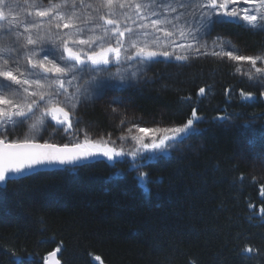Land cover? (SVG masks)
<instances>
[{
  "label": "trees",
  "instance_id": "16d2710c",
  "mask_svg": "<svg viewBox=\"0 0 264 264\" xmlns=\"http://www.w3.org/2000/svg\"><path fill=\"white\" fill-rule=\"evenodd\" d=\"M210 34L236 51H264V34L237 20ZM145 62V78L110 91L112 102L125 100L123 115L135 121L167 127L184 126L195 109L199 131L179 148L142 161L150 180L124 159L42 171L9 184L0 195V264H13V253L24 264H45L57 247L61 264H264V151L257 148L264 138V86L239 76L227 58ZM242 91L253 99H242ZM103 97L77 112L93 140L118 132L123 120ZM50 131L49 143L63 145L56 127ZM25 135L33 134L21 129L9 139ZM245 245L253 253L242 254Z\"/></svg>",
  "mask_w": 264,
  "mask_h": 264
},
{
  "label": "snow or ice",
  "instance_id": "6c2138e0",
  "mask_svg": "<svg viewBox=\"0 0 264 264\" xmlns=\"http://www.w3.org/2000/svg\"><path fill=\"white\" fill-rule=\"evenodd\" d=\"M236 3L237 0H95L94 3H86V0H60L49 7L38 8L33 0L28 5L33 10L29 13L33 19L23 22L24 33H27L24 35L12 27L21 22L19 0H0V22H5L3 30L0 31V39L15 37L18 41L23 36L25 42L20 45L21 48L36 46L26 51L23 56L24 62L31 65V70H28L22 69L19 57L12 59L11 53L19 49L0 44V78L10 82L0 83V195L7 191L9 184L28 179L29 173L38 175L39 169L51 165L87 167L83 162L96 156H103L108 160L131 156L133 160H138L143 152H168L172 147L169 141H177L178 138L180 139L176 147L179 148L185 142L184 138H190L191 134L199 131L198 127L194 128V123L202 118L197 116L195 109L192 112L193 118H189L182 127H137L136 132L139 135L132 134L133 129L129 128L128 133L131 134L136 147L127 151L122 146L109 147L106 140L92 141L86 132L84 140L72 146L39 143L34 135L11 140L9 136H14L19 128L33 120L35 122L30 124V128L33 132H38L45 126L47 116H51L57 125L65 126L61 130L71 129L73 124L70 116L78 101L74 94L68 93L66 83L71 85L80 76L87 74L90 78L85 83L96 90L125 85V78L119 69L111 73L110 69L103 66H124L137 58L150 62L163 57L187 62L190 59L189 53L208 55L206 51H201L204 47L201 45L202 37L210 34L216 25L230 21L239 20L242 26L247 25L248 30L264 34V0H244L245 4L251 3V8L232 6ZM88 9H92L96 15L93 16ZM123 9L130 11H117ZM173 13L178 14L173 16ZM37 17L49 18V32L53 28L68 30L56 34L55 39L51 41L56 45L55 48L39 47L47 38L38 32L45 27V22L37 20ZM101 21L103 23H100ZM82 25L91 26L85 29ZM33 30H37L35 36ZM176 37L181 40L190 38L189 43L178 45L180 52L175 50ZM64 53H67V57ZM211 55L221 60L227 57L232 61H247L257 75L254 76L250 71L244 75L264 86V67H256L258 61L264 63V51L255 56H247L236 54L234 48L227 51L221 48L220 51L213 50ZM65 60L74 63H64L61 66L56 62ZM10 61L16 64L15 68L9 67ZM77 65L81 67L78 68ZM39 70H43V73H54L56 79L50 80L41 75ZM236 71L240 72V68L237 67ZM101 72L108 75L97 83L96 78ZM66 76H71V79H62ZM135 76L136 73H130L128 81L133 80ZM114 80L119 81L118 85L111 84ZM76 90L80 91L79 85ZM199 92L204 95L205 89L200 88ZM60 96L64 97L70 107L59 99ZM241 97L250 100L253 99V94L242 91ZM40 101H43V104H40ZM220 119L223 120L224 117ZM120 139L128 137L122 136ZM156 158L162 159L163 156ZM136 172L141 175L142 180H150L149 174L141 167L136 166ZM239 179L243 180V176ZM261 195L264 196V190ZM259 214L264 216V207L260 208ZM60 250V247H57L54 252L49 253L44 258L45 264H61L60 260L55 258ZM253 251L248 245L241 249L242 254H251ZM12 255L15 257L13 264H24L19 255ZM31 255L29 254L30 258ZM191 264H195V261Z\"/></svg>",
  "mask_w": 264,
  "mask_h": 264
},
{
  "label": "rangeland",
  "instance_id": "374dc122",
  "mask_svg": "<svg viewBox=\"0 0 264 264\" xmlns=\"http://www.w3.org/2000/svg\"><path fill=\"white\" fill-rule=\"evenodd\" d=\"M95 1V0H94ZM33 2V0H19V3L21 5L20 9L18 10L20 12V23L18 25H13L12 27L21 32L24 33V21H30L33 19V17L31 15H29V13H31L33 10L31 8L28 7L29 4H31ZM34 2L37 4L38 8H46L49 7L50 4H54V3H58L60 2V0H48L47 2L45 1H41V0H34ZM89 3H94V2H89ZM234 7H249L251 8L252 5L251 3L245 4L244 0H237V3L235 5H232ZM89 11L91 13H94L92 11V9H89ZM117 11H121V12H127L130 11L129 9H123V10H117ZM183 11V10H180ZM178 13H173L172 15H177ZM37 20H43L45 22V27L42 29H39L38 32L40 35L46 36V41L43 42L39 47H43V48H55L56 45L51 43V41L53 39H55L56 34L58 32H62V31H68L66 29H52L50 32L47 31L48 29V17H37ZM239 21V20H237ZM241 22V21H239ZM5 22H0V31L3 30V25ZM100 23H103L102 21ZM131 23V22H129ZM242 23V22H241ZM91 25H82V27H85V29H87L88 27H90ZM133 28H135V25H131ZM247 28V25H244ZM37 30H33V35H36ZM24 35H27V33H24ZM199 35V34H198ZM25 42L23 36H21V38L17 41L15 37H4L3 39H0V44H5V45H10L13 48H17L19 49V51H14L11 53L12 59H16L17 57H19L20 59V64L22 69L23 68H27L28 70H31V65L30 64H26L23 60V56L25 54L26 51H28L29 49L36 47V46H29V49H24L21 48L20 45L23 44ZM190 42V38L186 39V40H181L179 39V37H176V45L175 46V50L176 52H180L181 49L178 47V45L180 44H186ZM215 42V43H214ZM201 45H203L204 47L201 48V51L204 52L206 51L207 53H209L208 55H202V56H210V57H215L212 56L211 53L213 50L215 51H220L221 48H223V50L227 51L230 48H233V46H229V43L227 44V42L218 36L212 35V34H208V35H204L201 39ZM71 46V45H70ZM127 46V45H126ZM84 47V46H81ZM236 54L238 55H247V56H255L257 54H251V53H247L244 52L242 50L240 51H236ZM40 55L42 56L43 53H40ZM57 55H59V53H57ZM65 57H67V53H64ZM190 58L194 57V56H201L195 52L189 53ZM227 58V57H225ZM49 59H51V57H49ZM228 59V58H227ZM230 60V59H229ZM232 63H234V65L240 68V72L236 73L239 76H242L244 78H246L247 80L248 77L247 75H244V73L247 72H252L254 76H256L257 74L255 73V69L251 66L250 63H248L247 61H232L230 60ZM58 64H60L61 66L64 65V63H74L72 61H56ZM89 67H91V65H88ZM147 62L144 63V61L139 60V58L134 59L132 61H129L128 64L121 66V65H117V64H109L107 66H103V67H107L108 69H110L111 73H115L117 71V69L120 70L121 75L125 78V85L121 86V87H129V86H134L136 85L138 82H141L144 77L146 76V69H147ZM9 67L10 68H15L16 64L11 62L9 63ZM77 67H81L80 65H77ZM256 67H264V63L261 62H257ZM41 75H44L46 77H48L50 80H55L56 76L54 73H43V70H39ZM130 73H136V76L133 80L128 81V76L130 75ZM79 75V74H78ZM108 75V73L105 72H101L100 76L96 78V82L98 83L100 79L102 78H106ZM90 77L86 74L84 76H80L79 79L77 81H73V83L71 85H68L67 83L65 84V88L67 89L68 93L70 94H74L76 100L78 101L76 108L72 111L70 119L72 121L73 127L71 129H67L65 130H61L63 129L65 126L62 125H57L56 121L53 120L51 118V116H47L45 117L46 120V124L44 127L40 128V130L38 132H33L30 128V124L35 122L33 121H29L28 123L24 124L23 127L19 128L18 130L21 131L22 130H26L28 132H30L31 134L35 135L36 141L40 143H45V142H49L46 137L48 136V134L51 132V126L56 127V130L59 131L58 136H63V138L66 140L64 144H68L69 146H72L75 143L78 142H82L84 140V134L85 132L89 135H91V131L89 129H86L84 126H82V120L80 117H78L77 112L80 110L81 107H84L85 105L94 102L97 97L104 95V97L102 98L103 101H107V103H109V105L112 107V113L119 116L122 115L120 118L117 117L118 119H123V120H119L118 124V132H114L113 134L110 133H99V135L96 136V138L93 141H97V140H106L108 141V146L109 147H124L125 150L127 151L128 149L131 148H135L136 144L135 141H133L131 139V134L128 133V129L132 128L133 129V133L132 134H136L139 135L138 132H136L137 127L139 128H145V129H153V128H173L175 126H169L167 127V125H165L164 123L161 122H155V123H145L142 121H135V118L131 117L132 115H123V112H125L123 110V105L125 104V100H122V102H112V100L115 98L113 97V93L110 92V90L108 89H112L114 86H109V87H104L102 89H93L92 87H90L89 84L85 83L86 80H88ZM259 78V77H257ZM62 79H64L65 81L71 79V76H66V77H62ZM252 83H256L255 80H249ZM0 83H10L8 81L3 80V78H0ZM119 81L118 80H114L111 81V84L116 85L118 84ZM258 84V83H256ZM77 85H79L80 87V91L77 92L76 88ZM13 87H16L15 85H13ZM110 92V93H108ZM109 98H111V101L109 100ZM59 99L61 101H63L65 103V105L67 107H70V104L67 101H64V97L60 96ZM114 101V100H113ZM40 104H43V101L39 102ZM117 103V105L115 104ZM121 103V104H120ZM66 107V110H67ZM34 112H36V109L33 110ZM37 115H39V113L37 112ZM257 125L253 124V128L255 129ZM249 131H251L249 129ZM88 135V137H89ZM151 135V133H149V136ZM122 136H127L128 139H120V137ZM44 138V139H42ZM180 138L177 139V141ZM258 142H257V148L260 151H264V147L262 146L263 142H264V138L261 139V137L258 138ZM115 142L114 144L112 142ZM177 141H169V144L172 145V147L170 148L169 151H172L175 149V142ZM260 147H263V149L261 150ZM167 153V152H166ZM157 154H165V153H152V152H143L142 155L140 156V158L138 160H133V158L131 156H125V157H117L115 158V160H108L107 158H105L108 162L110 163H114L117 160H124V159H128L129 161H131V164L134 165V167L139 166L140 163L142 161L145 160H151V159H145L147 157H152V159L157 156Z\"/></svg>",
  "mask_w": 264,
  "mask_h": 264
},
{
  "label": "water",
  "instance_id": "95a60500",
  "mask_svg": "<svg viewBox=\"0 0 264 264\" xmlns=\"http://www.w3.org/2000/svg\"><path fill=\"white\" fill-rule=\"evenodd\" d=\"M103 158H105V157H103V156H96V157L92 158L91 160L85 161L83 163H86L87 164V163L95 162V161H97L99 159H103ZM77 166H79V165H51V166H48V167H45V168H41L38 171L39 172H42V171H51V170H55V169L65 168V167H77ZM28 175H32V174L29 173ZM57 256H58V253H56V257H55L56 259H57Z\"/></svg>",
  "mask_w": 264,
  "mask_h": 264
}]
</instances>
